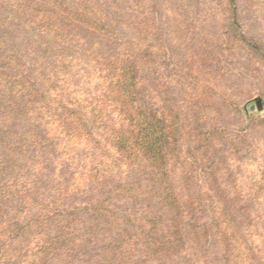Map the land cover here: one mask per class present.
I'll use <instances>...</instances> for the list:
<instances>
[{"label": "trees", "instance_id": "obj_1", "mask_svg": "<svg viewBox=\"0 0 264 264\" xmlns=\"http://www.w3.org/2000/svg\"><path fill=\"white\" fill-rule=\"evenodd\" d=\"M0 14L32 34L37 66L0 51V264H264V218L219 203L208 218L214 165L198 175L184 159L182 128L197 151L213 138L192 60L165 78L160 48L120 38L93 0H0ZM76 201L84 224L67 211Z\"/></svg>", "mask_w": 264, "mask_h": 264}, {"label": "rangeland", "instance_id": "obj_2", "mask_svg": "<svg viewBox=\"0 0 264 264\" xmlns=\"http://www.w3.org/2000/svg\"><path fill=\"white\" fill-rule=\"evenodd\" d=\"M93 1L114 21L120 38L144 39L146 43L160 48L164 63L161 73L165 78L178 80L180 76L183 77L184 71L188 73L186 66L192 60L190 73L195 81L192 88L197 95L198 84L205 85L209 90L206 101L197 100L208 109L207 122L202 123V131H207L208 135L210 132L213 138L207 141L206 148L204 146L203 150L197 151L193 141H185V133L192 131L182 128L180 135L187 145L184 159L189 156L192 162L197 163L198 175H204L206 167L214 165V178L221 192H209L205 213L210 218L213 214L211 207L218 203L229 207L232 212L243 205L245 210L240 212L241 215L262 220L264 0ZM136 18L146 30L143 38L138 35ZM32 40V34L22 28L19 22L0 14V51L15 54L29 71L37 67L26 48ZM150 67L145 70L151 77L153 69ZM165 81L164 86H169ZM170 88L175 90L174 87ZM257 99L260 100L259 107L255 103ZM183 109L186 124H194L200 119L192 117L186 106ZM203 156L208 160H202ZM190 166L185 168L191 169ZM68 205L67 211L78 222L84 224L88 220L79 201ZM124 208L125 205H118L114 211L122 214ZM97 251L95 245L89 246L85 258L93 257ZM183 262L179 258L176 262L166 260L161 264ZM46 264L61 263L51 259ZM134 264L145 263L137 259Z\"/></svg>", "mask_w": 264, "mask_h": 264}, {"label": "water", "instance_id": "obj_3", "mask_svg": "<svg viewBox=\"0 0 264 264\" xmlns=\"http://www.w3.org/2000/svg\"><path fill=\"white\" fill-rule=\"evenodd\" d=\"M255 103H256V105L259 107L260 106V100L259 99H257L256 101H255ZM252 109V108H251Z\"/></svg>", "mask_w": 264, "mask_h": 264}]
</instances>
